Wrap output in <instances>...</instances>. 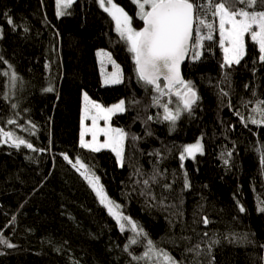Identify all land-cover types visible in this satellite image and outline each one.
Segmentation results:
<instances>
[{"label": "trees", "instance_id": "16d2710c", "mask_svg": "<svg viewBox=\"0 0 264 264\" xmlns=\"http://www.w3.org/2000/svg\"><path fill=\"white\" fill-rule=\"evenodd\" d=\"M113 1L143 28L133 0ZM57 13L56 0H0V129L26 142L0 144V235L13 245L0 242V264H148L146 240L177 264H264V124L251 122L264 109L258 47L247 36L240 64L224 65L217 19L183 68L198 99L173 123L164 106L179 87L161 83V95L139 78L99 0ZM101 50L122 68L120 84H103ZM85 93L105 107L124 102L112 119L127 134L122 166L81 147ZM195 144L202 152L181 160ZM82 173L99 177L128 218L123 231Z\"/></svg>", "mask_w": 264, "mask_h": 264}, {"label": "snow or ice", "instance_id": "6c2138e0", "mask_svg": "<svg viewBox=\"0 0 264 264\" xmlns=\"http://www.w3.org/2000/svg\"><path fill=\"white\" fill-rule=\"evenodd\" d=\"M56 2L57 14L63 15L61 5L63 4V7L66 8L72 3V0H56ZM133 3L137 4L139 18L144 22V26L140 30L132 27L131 17L113 0H107L110 7L105 6V0H99L100 7L115 22V30L128 45V51L133 55L139 78L146 84L153 85L161 95L165 94V89H162L158 83L161 76L167 82L166 89L169 93L174 87L179 86L175 95L182 101L183 108L189 112L198 97L190 82L184 81L181 77L180 65L190 52L194 57L202 54L203 42L213 40L217 29V19L218 43L224 53V65L231 67L233 64H240L246 55V35L258 47L260 60L264 62V0H133ZM237 5H241V7ZM209 14L212 17L211 20ZM109 59L111 58L109 57ZM113 64L119 69V65H115L114 61ZM16 79V74L12 73L10 81L13 85ZM106 82L120 83L119 72L112 73L110 80ZM47 91H52V89L49 88ZM84 100L95 112L89 116L90 109L85 107L84 118H90L92 121V128L87 129L92 134V142L85 143L84 132H82L81 147H87L94 152L104 147H110L122 164L123 142L127 134L122 129L96 128V122L97 120L107 121L110 119L111 113L123 111L124 102L121 101L110 108H104L99 103L90 101L86 93ZM257 110L261 112V119H251V122L264 124V109L258 108ZM164 111L166 113L164 119L173 123L180 114L179 109L173 113L166 105ZM9 122L11 123V121ZM98 132L107 137L104 143L96 141ZM0 133L9 139L13 138L11 132H4L3 129H0ZM16 139L19 140V143L15 144L16 147L26 143L22 139ZM26 146L32 148L31 144ZM200 151H202L200 144L188 145L184 149V152L193 158L194 154ZM180 158L183 160L184 155H181ZM65 159H68L67 156ZM69 162L71 163V161ZM76 163L81 168H85V165L79 161ZM82 175H85V179L88 180L99 197L100 203L108 208L109 213L115 217L123 231L124 224L120 221L128 218L122 217L118 211L113 210L114 208L118 209L119 206L107 197L103 186L99 184V177L94 174L82 173ZM240 210L244 211L243 207ZM261 210L264 211V209ZM205 223H207L206 219ZM0 242L7 244L8 247H13L3 239L2 235H0ZM136 242L135 239L131 241L133 244ZM148 243L149 250L143 258L151 259L149 253H152L159 264H176V261L168 253L156 250L151 241Z\"/></svg>", "mask_w": 264, "mask_h": 264}, {"label": "rangeland", "instance_id": "374dc122", "mask_svg": "<svg viewBox=\"0 0 264 264\" xmlns=\"http://www.w3.org/2000/svg\"><path fill=\"white\" fill-rule=\"evenodd\" d=\"M73 1L74 0H72V3L68 7H66V8L63 7V4L61 5V9L63 10L64 14L63 15H59V17H64V16H66L68 14V12H69L72 4H73ZM105 6L106 7H110V5L107 4V0H105ZM57 12H58V6H57ZM131 23H132V21H131ZM132 27H133V25H132ZM0 36H1V29H0ZM246 39H247V35L245 36V42H246ZM109 57L111 59H109ZM97 59H98L99 68H100V72H101V76H102V81H103V84L104 85H110V86L117 85V84H120L123 81L122 68L119 66V69H117L114 66V64H113L114 59H113V57L108 52L103 51V50L97 52ZM192 59L194 60V57H192ZM115 65H118V64L115 62ZM116 72H119V75H120V78H121V82L120 83L106 82V81H109L110 80L111 74L112 73H116ZM10 77H11V74L8 73V88H7V93H6V98L8 100H12L14 98L15 91H16V88H17V80L15 81V84L13 85L11 83V81H10ZM174 90H175V88H174ZM87 96H88V94H87ZM89 100L90 101H94L90 97H89ZM94 102H96V101H94ZM96 103H98V102H96ZM100 105H102V104H100ZM86 106L90 109L89 116L95 112V110L94 109H91V106L89 104H87V102L84 100V95H83V109H82V120H81V133L84 132V141H85V143H90V142H92V134H91V132L87 131V129L92 128V121H91L90 118H88V119H85L84 118V116H85V107ZM103 107L104 108H110L112 106H110V107L103 106ZM178 109H179V112H180V114L178 116V118H179L184 113V108H183V105H182L180 99L177 100V103L173 105V107L170 109V111H172L173 113H175ZM124 110H125V106H124ZM124 110L123 111H115V112L111 113L110 114V119L107 120V121H105V120H97V122H96V128H112V129H118V128H116V127L113 126L112 119H113V117L115 115L122 114L124 112ZM93 130H95V129H93ZM9 132H11L13 134V138L12 139H9L8 137H5L2 133H0V144L3 143V142H11V143H17V142H19V140L16 139V138L21 139V136L18 134V132L15 131V130H11ZM106 140H107V137H105L103 135V133H99L98 132L97 137H96V141L98 143H104ZM80 144H81V134H80ZM83 148L92 151L91 149H89L87 147H83ZM124 148H125V138H124V142H123V157H124ZM101 151H111L112 153L115 154V152H113L110 147H104V148H101L99 151H95V152H101ZM200 152H202V151H200ZM200 152H196L194 154V157L198 153H200ZM115 156H116V154H115ZM184 156L186 158L191 157V156H188L186 153L184 154ZM191 158H193V157H191ZM117 160L119 162V165L122 166L123 163L121 164V162H120V160L118 158H117ZM113 210L114 211H118L119 214H120L119 209L114 208ZM127 229H129L132 234H135V228H133L132 225L127 226ZM148 242H149V240H146V246L147 247H146L145 252H143V254H142V256L140 258L142 260L146 261L148 264H159V262L157 261L156 257L152 253H149V256L151 257V259L143 258L144 257V254L146 252H148V250H149V243ZM152 246H153V244H152ZM156 250H158V249H156Z\"/></svg>", "mask_w": 264, "mask_h": 264}, {"label": "water", "instance_id": "95a60500", "mask_svg": "<svg viewBox=\"0 0 264 264\" xmlns=\"http://www.w3.org/2000/svg\"><path fill=\"white\" fill-rule=\"evenodd\" d=\"M143 26H144V22H143ZM191 52L188 54V56H186V58L184 59V61L181 63L180 65V74H181V77L183 78V80L185 81V78H184V74H183V68L186 66V64L190 61V57H191ZM158 83L160 84V87H161V83H164L165 85V88H166V81L163 79V77L161 76L160 80L158 81ZM150 85V84H149ZM151 87L155 88L153 85H150ZM176 87H179V86H176ZM175 88V87H174ZM173 88V89H174ZM167 90V89H166ZM173 91V90H172Z\"/></svg>", "mask_w": 264, "mask_h": 264}]
</instances>
